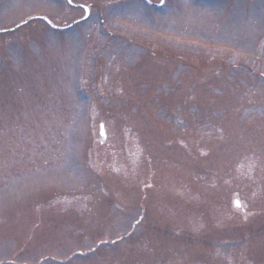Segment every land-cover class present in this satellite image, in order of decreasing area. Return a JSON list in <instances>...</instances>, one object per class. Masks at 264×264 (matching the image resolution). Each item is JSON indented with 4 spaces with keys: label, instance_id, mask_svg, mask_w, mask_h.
<instances>
[{
    "label": "rangeland",
    "instance_id": "374dc122",
    "mask_svg": "<svg viewBox=\"0 0 264 264\" xmlns=\"http://www.w3.org/2000/svg\"><path fill=\"white\" fill-rule=\"evenodd\" d=\"M72 1L0 33V264H264V0Z\"/></svg>",
    "mask_w": 264,
    "mask_h": 264
},
{
    "label": "water",
    "instance_id": "95a60500",
    "mask_svg": "<svg viewBox=\"0 0 264 264\" xmlns=\"http://www.w3.org/2000/svg\"><path fill=\"white\" fill-rule=\"evenodd\" d=\"M67 1L69 2V0H67ZM69 3H70V4H73L72 2H69ZM81 6H82V5H81ZM82 7L85 9V15H84L81 19L76 20V21H74V22H72V23H70V24H68V25H66V26H58V25H55V24H53V23L50 21V19L47 18L46 16L35 15V16H31V17L27 18L26 20H24V21H22V22L16 24V25L13 26V27H10V28H7V29H0V33L15 30L16 28H18V27L24 25L25 23H27L28 21L33 20V19H41V20H43V21H44L49 27L54 28V29H65V28H68V27L72 26L73 24H75L76 22L81 21V20H83V19H85V18L87 17V15H88V7H86V6H82ZM100 135H101L102 138H104V136H105V134H104V130H103V124L100 125Z\"/></svg>",
    "mask_w": 264,
    "mask_h": 264
},
{
    "label": "flooded vegetation",
    "instance_id": "af4514ba",
    "mask_svg": "<svg viewBox=\"0 0 264 264\" xmlns=\"http://www.w3.org/2000/svg\"><path fill=\"white\" fill-rule=\"evenodd\" d=\"M149 9L155 10L160 8V0H143Z\"/></svg>",
    "mask_w": 264,
    "mask_h": 264
},
{
    "label": "snow or ice",
    "instance_id": "6c2138e0",
    "mask_svg": "<svg viewBox=\"0 0 264 264\" xmlns=\"http://www.w3.org/2000/svg\"><path fill=\"white\" fill-rule=\"evenodd\" d=\"M69 2H71V0H69ZM160 2H161V3H164V2H165V0H160ZM234 203L236 204V206H237V207H239V206H240V203H239V201H235Z\"/></svg>",
    "mask_w": 264,
    "mask_h": 264
}]
</instances>
